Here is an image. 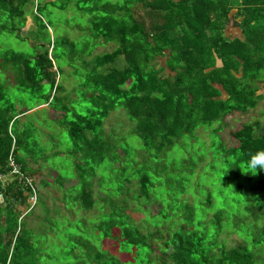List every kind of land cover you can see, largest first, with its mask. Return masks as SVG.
Returning a JSON list of instances; mask_svg holds the SVG:
<instances>
[{
	"label": "trees",
	"instance_id": "obj_1",
	"mask_svg": "<svg viewBox=\"0 0 264 264\" xmlns=\"http://www.w3.org/2000/svg\"><path fill=\"white\" fill-rule=\"evenodd\" d=\"M47 5L82 14L86 27L79 28V43L19 34L31 16L37 29L50 35L53 25L42 20ZM236 18L245 39L228 41L223 32ZM0 33L26 40L33 49L24 53L0 43V75L5 76L0 81V164L12 154L27 176L38 174L28 168L27 159L36 162L41 156L28 150L27 141L29 129L36 132L40 126L29 117L35 111L27 113L46 105L47 113H61L51 120L60 127L58 136L65 132L71 142L69 153L81 163L76 165L80 181L88 183L76 198L78 209L88 212L97 205L92 234L81 235L57 254L33 241L36 224L44 227L45 217L28 220L36 205L53 209L39 196L23 214L18 205L27 194L21 184L7 182L0 203V264H264V171L253 181L255 175L239 169L249 154L264 150V130L259 132L257 121L243 124L231 131L236 147H227L222 128L212 127L256 106L247 84L264 67V0H0ZM106 45L112 51L92 55ZM119 61L123 66L114 67ZM61 63L79 68L74 69L73 78L80 81L73 97L61 85ZM217 85L225 100L219 99ZM120 108L140 139V160L135 150L133 158L119 154V135L104 133L105 118ZM199 129L214 136L207 146L196 137ZM208 151L211 164L198 174ZM174 153L179 157L172 158ZM107 157L113 161H108L115 175L111 179L123 178L111 188L99 185L104 197L94 200L88 181ZM129 167H136V176L125 174ZM207 174L214 186L230 182L231 198L220 206L213 192L193 199ZM133 180L132 190L126 186ZM33 184L39 194L38 183ZM155 203L160 208L151 214L149 205ZM133 214L142 216L145 230ZM228 233L239 238L233 246L222 237Z\"/></svg>",
	"mask_w": 264,
	"mask_h": 264
},
{
	"label": "rangeland",
	"instance_id": "obj_2",
	"mask_svg": "<svg viewBox=\"0 0 264 264\" xmlns=\"http://www.w3.org/2000/svg\"><path fill=\"white\" fill-rule=\"evenodd\" d=\"M43 11L44 17H42V20L46 22L50 21L53 25V31L48 28L50 35H43V32H40L39 29H37L36 24L32 20L31 16H27L25 25L19 32L21 36L23 35L26 37V39H29L30 36L37 35L38 37H44L45 40L50 38L52 39V37H54L56 39H66L75 43L80 42V39L83 36V32L80 29L86 27L84 22L85 18L82 17V14L74 10L72 7L67 8L65 11H58L52 8L50 5L45 6ZM234 26L236 27L237 24ZM32 31L33 34H30ZM0 43H5L4 48L7 47L16 51L20 50L24 53L31 52L33 50L30 48L26 40H15L12 37H6L4 33H0ZM112 48V45L99 46L94 50L92 55H95L97 52H110L112 51ZM63 61L65 62L66 58H64ZM159 63L163 64L164 59H159ZM122 66V61H119L114 65L116 68H121ZM75 68L79 69L78 66L71 68L62 63L60 68L61 85L63 86L65 94L68 95L70 93L69 95L72 97L74 95L71 93V91L74 88L75 83L80 81L79 78H73L75 77ZM8 76L9 78H12L13 74L8 72ZM4 79L5 76L1 74L0 81H3ZM260 105L261 106L258 108L250 110L245 114H233L225 116L222 121L223 123L219 124V122H216L212 124V127L214 126L215 129L219 126L222 128V131L219 134L222 136L221 138L223 139V142L227 143V147H236L237 143L233 140L231 131L242 127L243 124H252L253 122L257 121L259 125V132L264 130V102ZM47 109L48 107L43 105L27 113L31 114L35 111L34 114L30 115L29 117L37 120V125L40 126L39 131L36 130V132L29 129V133H31L32 136L30 137L29 141H27V144H29L28 150H32L36 156H41V158L36 162H32V160L28 158L27 166L32 170H39L38 174L33 176L34 179H32V181L38 183V196H40L44 204L52 208L53 211L50 212V209H41L43 206H40V204L37 209L36 205L34 213L28 218V220H31V223H34V220L37 217H45L46 221L44 227L38 226L39 224H36V227L34 226L35 231L33 233L36 238H34L33 241L37 245L40 244L39 246L44 250L48 249L50 252L53 251L54 253L60 254L62 248L67 247V243L76 241L81 237V235L92 234V226L97 222V215H95V213H97V205H95L93 209L88 212L81 208L78 209L77 206L79 202L76 201V198L80 194L81 188L83 186L87 187L85 184L88 183L84 179L83 181H80L76 165L81 163H78L76 158L69 153L71 150V142L66 138L65 132H63L64 134L61 133V135L58 136L60 127L54 123V120L60 118L61 113L55 112L53 110H48L47 113ZM22 120H25V118L22 117L21 121ZM103 130L106 134L111 131L112 133L119 135L121 139V148L125 147L126 144L129 145L125 150L124 148H120L119 154L125 152L127 157H131L135 150V160H140V157L143 154V151L141 149L139 150L140 139H138L137 135L135 134L134 125L129 121L128 118H126L125 111L123 109H115L114 111L109 112L108 116L105 118ZM196 137L200 141L205 142L206 146L207 143L209 144L210 140L214 138L212 135L209 136V132L203 129L196 131ZM117 144L119 146V143ZM194 146L198 148L197 144H194ZM23 151H26V148ZM20 154L23 156L25 155L24 152H21ZM42 157L45 159H42ZM171 157L178 158L179 155L174 153ZM118 159L122 163V158ZM211 160L212 155L208 151L206 157L202 160V163L197 168V170L200 171L198 174L203 172V167L205 165L211 164L209 163ZM108 161L113 162L109 157L101 161L99 168L95 171L94 178L88 181L91 187L90 189L93 191L92 197L94 200L104 197V194L100 192L99 185L111 188L114 187L115 184L119 183V181L123 178L120 176L119 178L121 179L117 181L111 179V177L115 175L109 171L110 163ZM81 167L85 168L83 165H81ZM136 167H133L134 169L129 167L128 172L125 174L127 175L129 173V175H131L132 171L134 176H136ZM195 176L196 178L193 179L194 181L192 184L197 183L196 179L198 178V175L196 174ZM261 176L262 175L260 173L255 174L253 181L260 179ZM206 177L207 178L200 180L204 183L198 182V187H196V190L194 191L196 194H193V199L195 201L202 200L204 193L207 191L209 193L213 192V201L215 205L218 204L220 206L222 203H224L225 198H231V196H227L228 189H226L228 185H230V182H219V184L217 183L214 186V183H211V181L214 180V178L211 179V174H207ZM136 184L137 183L135 180H133L132 185H127L126 187L133 190V188L136 187ZM234 201L235 199L229 202ZM74 206H76V208H74ZM133 206L136 208V205L134 204H131L129 208H133ZM159 208L160 205L157 203L149 205L151 214H157ZM140 218H142V216H138L137 214L132 215V219L142 227L141 229L145 230L147 225L141 223ZM37 219L38 222L41 221L40 218ZM222 237H227L228 246H233L239 241V238H237L238 236L236 234H223ZM110 250L115 252L116 247L113 246L110 248ZM122 258L126 259L124 255Z\"/></svg>",
	"mask_w": 264,
	"mask_h": 264
},
{
	"label": "crops",
	"instance_id": "obj_3",
	"mask_svg": "<svg viewBox=\"0 0 264 264\" xmlns=\"http://www.w3.org/2000/svg\"><path fill=\"white\" fill-rule=\"evenodd\" d=\"M230 17H234L233 12L231 13ZM240 21L241 20L237 19V18L236 19H230V23L227 24L226 29L223 32L224 33L223 36L226 40L233 41L235 39H239V40L243 41L245 39V37L243 35V29L241 27ZM235 24H237L236 27L234 26ZM218 65H220V62H217V66ZM242 76H243L242 72L239 69L237 71V77L240 78ZM247 86H249L251 88V90L254 92L255 97L257 98V103H256V106L254 107V109H256L259 106H261L260 104H262L264 102V67L262 69H260L258 72H254L253 77L251 78L250 81H248ZM215 87L220 92L219 99L225 100V98H227V96H225L224 90L218 85ZM20 167H21V165H20ZM21 171H22V168H21ZM23 173H24V175H26L25 172H23ZM33 183L34 182L32 181V184ZM33 187H34V184H33ZM34 189H35V187H34ZM35 192H36V190H35ZM35 194H36V201H35L34 205L37 204L36 203L37 199H39L38 193L36 192ZM27 205H28V207L30 206L28 201L21 202V204L18 205L19 210L22 211L23 214H26L30 210V209H28Z\"/></svg>",
	"mask_w": 264,
	"mask_h": 264
},
{
	"label": "built area",
	"instance_id": "obj_4",
	"mask_svg": "<svg viewBox=\"0 0 264 264\" xmlns=\"http://www.w3.org/2000/svg\"><path fill=\"white\" fill-rule=\"evenodd\" d=\"M12 181H16L23 186V190L25 194H27V201L30 204L28 209H31L36 201V192L32 184V179L24 175L19 163L12 154H9L5 160L4 166L0 164V203H2L4 199L3 192L7 182Z\"/></svg>",
	"mask_w": 264,
	"mask_h": 264
},
{
	"label": "clouds",
	"instance_id": "obj_5",
	"mask_svg": "<svg viewBox=\"0 0 264 264\" xmlns=\"http://www.w3.org/2000/svg\"><path fill=\"white\" fill-rule=\"evenodd\" d=\"M242 173L252 175L258 171H264V150H258L255 153L249 154L247 161L239 168Z\"/></svg>",
	"mask_w": 264,
	"mask_h": 264
}]
</instances>
